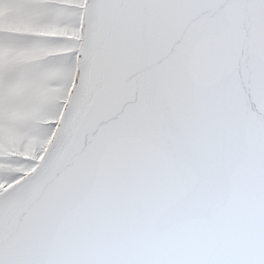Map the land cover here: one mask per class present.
<instances>
[{"label":"snow or ice","instance_id":"obj_1","mask_svg":"<svg viewBox=\"0 0 264 264\" xmlns=\"http://www.w3.org/2000/svg\"><path fill=\"white\" fill-rule=\"evenodd\" d=\"M0 264H264V0H0Z\"/></svg>","mask_w":264,"mask_h":264}]
</instances>
